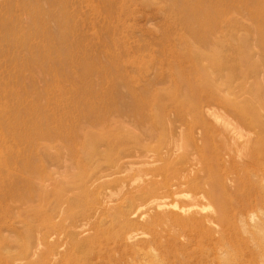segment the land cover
Segmentation results:
<instances>
[{
	"label": "rangeland",
	"instance_id": "rangeland-1",
	"mask_svg": "<svg viewBox=\"0 0 264 264\" xmlns=\"http://www.w3.org/2000/svg\"><path fill=\"white\" fill-rule=\"evenodd\" d=\"M200 1L220 21L185 47L168 0H0V264H142L110 205L150 176L208 188L207 166L225 237L192 235L182 262L222 264L224 246L256 264L264 161L233 160L217 135L223 118L264 127V0Z\"/></svg>",
	"mask_w": 264,
	"mask_h": 264
},
{
	"label": "bare ground",
	"instance_id": "bare-ground-1",
	"mask_svg": "<svg viewBox=\"0 0 264 264\" xmlns=\"http://www.w3.org/2000/svg\"><path fill=\"white\" fill-rule=\"evenodd\" d=\"M168 1L170 2L171 9L174 13V18L184 27L186 34L181 37L184 46L187 47L192 38L193 40L199 39L205 44H208L214 34L215 27L218 25H216V23L220 21L216 14V10L213 16L215 8H212V5H205V3L200 0ZM214 18L217 19V21H214ZM50 54L51 51L46 49V55L49 56ZM184 55H187L186 51ZM177 73L178 78L182 77L181 79H187L189 77V75L185 74L182 70ZM193 73L199 78H202V74L205 72L203 69L198 70L195 68ZM203 85L208 89L213 87V85L207 81H204ZM245 123L248 126V131H246V133L241 131V129L236 128L235 125L231 126V121L229 119H220V132L217 137L221 142L222 148L227 154H233L231 158H234L233 160L235 161H240L252 156L250 154V149L256 151L254 154H256L257 157H251L253 161L256 163L264 161V127H262V125L256 127L250 120H246ZM205 134L209 137L214 136L209 131V128H207ZM141 158L142 157H139L138 159ZM146 158L149 157L146 156ZM157 167L158 169L155 170L161 172L165 166L160 168L159 166ZM205 172L206 177L203 180L204 183L209 184L208 188L192 185L193 181L189 178H184L180 181L166 184L165 186H158L149 175L150 177H147L143 182H140L141 184H138L127 192V195L124 196L123 202L109 204L116 210V216L118 217V220L121 221L119 223L117 222V225L123 233L127 234L124 239L129 242V244L131 243L130 245H132L134 241L138 239L140 240L139 247L131 248V250L137 257L144 261H141L142 264L172 263L174 260L183 264L182 261H186L185 257L183 258V254L185 253H183V251L187 247L184 248V243L186 242V244H189L192 235H205L210 237V235L213 236L214 233L217 232L221 239L225 237L223 226L227 222V212L223 208V203L225 202L226 194L223 189H220V187H218L220 191L215 189V185L219 184L220 181L219 177L214 174L212 167L207 166ZM105 174L106 173L102 175L105 176ZM233 183V185L236 186L234 180ZM120 192L126 193L123 191L122 187L118 193ZM160 192H163V195H157ZM203 200H209L210 202L216 201L220 207L212 210L213 207L210 210L203 211V207H200ZM105 207L107 208V206ZM253 216L256 220L254 221L256 229V264H264V202L260 204L257 211L253 213ZM137 223L150 228L152 230L151 233L146 235L141 231L140 233L134 231V225ZM208 224L214 225L213 228L209 227L208 230L204 231L203 228L208 227ZM112 226L114 228V224H112ZM179 236H183V238L180 239ZM38 245H40L39 242ZM221 245L223 246V244ZM219 247L221 248V246ZM229 264H240V262H237L234 259L229 262Z\"/></svg>",
	"mask_w": 264,
	"mask_h": 264
},
{
	"label": "clouds",
	"instance_id": "clouds-1",
	"mask_svg": "<svg viewBox=\"0 0 264 264\" xmlns=\"http://www.w3.org/2000/svg\"><path fill=\"white\" fill-rule=\"evenodd\" d=\"M218 255L220 257L222 264H229L231 254H230V250L227 247H221L218 250Z\"/></svg>",
	"mask_w": 264,
	"mask_h": 264
}]
</instances>
